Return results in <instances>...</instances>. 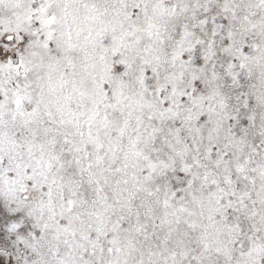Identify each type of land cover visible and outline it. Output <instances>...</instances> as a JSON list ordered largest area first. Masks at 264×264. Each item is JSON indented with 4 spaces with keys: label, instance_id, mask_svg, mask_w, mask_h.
Wrapping results in <instances>:
<instances>
[{
    "label": "snow or ice",
    "instance_id": "1",
    "mask_svg": "<svg viewBox=\"0 0 264 264\" xmlns=\"http://www.w3.org/2000/svg\"><path fill=\"white\" fill-rule=\"evenodd\" d=\"M0 264H264V0H0Z\"/></svg>",
    "mask_w": 264,
    "mask_h": 264
}]
</instances>
